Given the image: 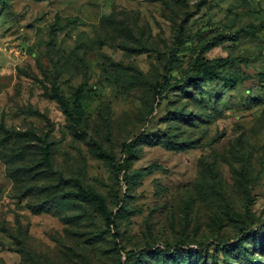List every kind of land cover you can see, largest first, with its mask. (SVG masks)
Listing matches in <instances>:
<instances>
[{
  "label": "rangeland",
  "instance_id": "obj_1",
  "mask_svg": "<svg viewBox=\"0 0 264 264\" xmlns=\"http://www.w3.org/2000/svg\"><path fill=\"white\" fill-rule=\"evenodd\" d=\"M259 24L264 0H0V124L35 135L0 148V264H264Z\"/></svg>",
  "mask_w": 264,
  "mask_h": 264
},
{
  "label": "trees",
  "instance_id": "obj_2",
  "mask_svg": "<svg viewBox=\"0 0 264 264\" xmlns=\"http://www.w3.org/2000/svg\"><path fill=\"white\" fill-rule=\"evenodd\" d=\"M260 30V31H264V24H259L258 26H249L247 27L244 32L245 34H247L248 36H253L255 31ZM221 66H232L236 63H240V64H246L247 60L240 58V57H232V58H227L225 60H219L218 62ZM194 78L196 81H201V80H208V81H214V80H219V81H223L225 82L226 80L228 82H232L235 83V78L232 79H223L221 77L220 74H218L217 72H215V69L211 66L208 65L207 63H198V66L195 68V74H194ZM52 100H54L60 107V109L62 110L64 116L67 119H72V123L75 126H78L80 124V116L77 113V110L75 109H71L68 105V103L64 100V98L58 94H54L51 97ZM74 115L76 116V118H74ZM0 148L4 147L5 145H7V143H11V142H19L21 141V138H35V135L32 133H25V134H20V133H16L13 132L11 130H8L5 128V126L3 124H0ZM219 249L221 247H225V245H220V244H215ZM203 248H206V246H204ZM175 248L172 249V252H174ZM144 251H139V252H133V251H128L125 253V258L129 259V258H136L141 260L143 258V255L145 253H143ZM118 264H123V263H118Z\"/></svg>",
  "mask_w": 264,
  "mask_h": 264
}]
</instances>
